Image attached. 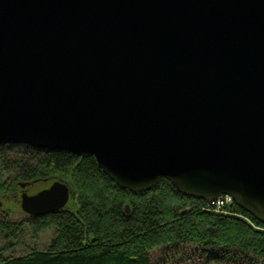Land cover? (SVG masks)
Wrapping results in <instances>:
<instances>
[{
    "label": "water",
    "instance_id": "95a60500",
    "mask_svg": "<svg viewBox=\"0 0 264 264\" xmlns=\"http://www.w3.org/2000/svg\"><path fill=\"white\" fill-rule=\"evenodd\" d=\"M5 144L93 157L134 192L228 194L264 223V0H0ZM70 192L54 180L20 207Z\"/></svg>",
    "mask_w": 264,
    "mask_h": 264
},
{
    "label": "trees",
    "instance_id": "16d2710c",
    "mask_svg": "<svg viewBox=\"0 0 264 264\" xmlns=\"http://www.w3.org/2000/svg\"><path fill=\"white\" fill-rule=\"evenodd\" d=\"M54 177L70 184L74 205L30 217L35 234L54 228L47 247L20 254L0 248V264H264V223L234 202L215 210L166 178L134 192L120 188L93 157L2 146L1 193ZM22 230V222L0 214V236L9 246Z\"/></svg>",
    "mask_w": 264,
    "mask_h": 264
},
{
    "label": "rangeland",
    "instance_id": "374dc122",
    "mask_svg": "<svg viewBox=\"0 0 264 264\" xmlns=\"http://www.w3.org/2000/svg\"><path fill=\"white\" fill-rule=\"evenodd\" d=\"M64 180L60 177H54L50 181H39L36 184L30 185L26 184L24 187L19 184V187L15 191H4L0 192V214H4L9 218L10 221L15 222H22L23 230L22 233L18 236V238L14 241L12 247L9 246L10 241L4 239L0 236V248H8L5 252L8 254H20L27 251L30 248H37L43 249L47 247L53 232V227L43 228L37 234L32 232L31 224L29 223L30 216L22 211L20 207V193L25 189L28 193H35L36 191L47 187L50 185L54 180ZM68 186L70 187V198L66 205L73 206L74 199H73V192L70 184L64 180ZM25 184V183H24ZM71 200H73L71 202ZM7 213V214H6ZM8 243V244H7ZM3 249L2 251H4Z\"/></svg>",
    "mask_w": 264,
    "mask_h": 264
},
{
    "label": "built area",
    "instance_id": "2783aa9c",
    "mask_svg": "<svg viewBox=\"0 0 264 264\" xmlns=\"http://www.w3.org/2000/svg\"><path fill=\"white\" fill-rule=\"evenodd\" d=\"M232 202H233V200H232L230 195L223 194L220 197H218L217 199H215L214 201H211V202L206 201V204L210 208H213L215 210H221L223 207L228 206Z\"/></svg>",
    "mask_w": 264,
    "mask_h": 264
},
{
    "label": "flooded vegetation",
    "instance_id": "af4514ba",
    "mask_svg": "<svg viewBox=\"0 0 264 264\" xmlns=\"http://www.w3.org/2000/svg\"><path fill=\"white\" fill-rule=\"evenodd\" d=\"M25 189H27V187Z\"/></svg>",
    "mask_w": 264,
    "mask_h": 264
}]
</instances>
